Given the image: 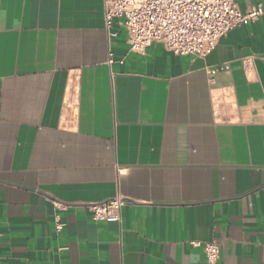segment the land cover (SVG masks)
I'll return each instance as SVG.
<instances>
[{"label": "crops", "instance_id": "obj_1", "mask_svg": "<svg viewBox=\"0 0 264 264\" xmlns=\"http://www.w3.org/2000/svg\"><path fill=\"white\" fill-rule=\"evenodd\" d=\"M109 33L102 0H0V264H264V15L203 59Z\"/></svg>", "mask_w": 264, "mask_h": 264}, {"label": "built area", "instance_id": "obj_2", "mask_svg": "<svg viewBox=\"0 0 264 264\" xmlns=\"http://www.w3.org/2000/svg\"><path fill=\"white\" fill-rule=\"evenodd\" d=\"M105 29L119 20L126 30L129 51L143 54L152 44L176 56L207 57L221 38L234 28L246 26L264 15L261 7L242 13L236 0H102ZM111 63V60H109ZM228 69L227 65L208 69L209 75ZM128 203L117 196L90 206L93 221L119 223ZM62 210L63 206L57 205ZM194 245H199L194 243ZM206 264H216L219 245L204 243Z\"/></svg>", "mask_w": 264, "mask_h": 264}]
</instances>
